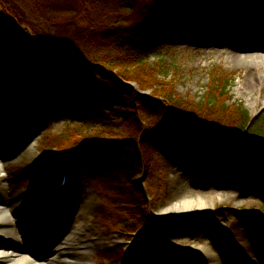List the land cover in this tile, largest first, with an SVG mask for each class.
<instances>
[{
	"label": "trees",
	"instance_id": "1",
	"mask_svg": "<svg viewBox=\"0 0 264 264\" xmlns=\"http://www.w3.org/2000/svg\"><path fill=\"white\" fill-rule=\"evenodd\" d=\"M50 1L0 0V84L13 86V102L24 101L31 111L37 105L71 104L89 107L93 118L116 115L114 124L101 126L105 137L94 134L67 152L54 153L49 161L55 170L82 164L114 180L119 201L126 199L129 211L137 210L128 211L129 221L122 222L120 236L132 240L149 225L126 256V245L113 249L116 259L157 264L165 258L153 232L160 236L183 232L192 224L156 216L153 199L149 203L136 184L152 163L163 167L155 146L205 170L211 165L224 173L236 172L243 184L256 176L264 182V119L228 103L230 98L222 91L198 104L181 99L173 82L152 75L155 64L147 63L151 49L159 45L156 41H167L181 28L192 36L210 34L234 10L238 15L240 7L237 3L223 7L222 0H80L77 7ZM251 2L254 14L264 13V0ZM3 14L11 15L15 23ZM62 54L70 61L101 64L141 91H151L150 97L130 87L117 92L110 81L80 67L67 71ZM159 58L163 59L156 52L154 59Z\"/></svg>",
	"mask_w": 264,
	"mask_h": 264
},
{
	"label": "rangeland",
	"instance_id": "2",
	"mask_svg": "<svg viewBox=\"0 0 264 264\" xmlns=\"http://www.w3.org/2000/svg\"><path fill=\"white\" fill-rule=\"evenodd\" d=\"M52 1L57 6L65 2H69L68 5L71 6H80V0L50 2ZM233 1L241 4L243 1L248 2ZM246 9L244 4L239 14L247 16L246 18H250L252 14L258 16L254 14V9ZM239 14L226 19L223 26L210 34L192 36L190 30L181 28L167 41H156L155 44L159 45L151 49L147 63L155 64L152 75L155 73L162 80L173 82L175 93L181 99H191L198 104L214 94L226 92L230 98L228 103L241 106L251 116L262 120L264 82L260 85L256 81V86L248 84L247 66L228 64L230 50L226 45L264 46V20L250 19L242 27L240 24L243 21L239 19ZM15 27L18 29L20 26L15 24ZM156 52L163 59H154ZM136 87L144 96L150 97L151 91L143 92L137 84ZM14 95L13 86H0V136L3 133L15 135L10 147L0 149L3 165V173L0 172V198L6 196L36 203L38 207H42L47 228L59 226L64 231L63 237H67L76 228L81 229L78 240L91 239L94 244L89 250L84 251L81 246L77 249L74 254L79 255V264H120L113 249L118 250L130 243L129 249L132 244L137 243L140 236L137 234L132 240L120 236L124 229L122 222L129 221V207L125 204L126 199L119 201L118 184L111 178H105L100 170L81 164L67 171L66 185H62L64 172L55 170L49 161L54 153L67 152L84 139L92 140L94 134L100 133L105 137L107 132H99L100 128L102 124L115 123L116 115L106 114L93 118L87 106L76 108L71 104L37 105L32 110V119L28 120L25 102H13ZM24 99L29 100V94ZM28 145L33 146L29 153L17 160V154ZM153 151L163 167L152 163L150 170L143 171L135 179L136 184L141 186L149 203L153 199L157 208L156 216L192 224L183 232L163 236L153 232L159 237V250L169 261L175 259L176 264H209L206 259L195 258L194 254L168 252L163 249L162 244L187 250L203 248L215 254L221 264H239L240 260L245 261L243 253L249 244L260 248L261 243L257 237L264 229L263 181L256 176L242 184L236 172L225 171V174L216 167L205 170L197 162L170 156L160 145L155 146ZM261 156L263 159L264 155ZM217 195H222L224 201L216 202L209 214L180 216L166 213L177 201L216 198ZM2 202L7 204L6 198ZM133 211L136 213L137 210L133 208L129 212ZM31 212L35 214L36 210ZM19 222L20 225L23 220ZM145 230L148 231V228ZM49 232L46 231L47 234ZM29 234L30 237L35 236L33 231H29ZM42 238L46 240L45 236ZM234 245L238 248L237 251H234ZM258 252L262 253L261 250ZM139 264L150 262L144 259Z\"/></svg>",
	"mask_w": 264,
	"mask_h": 264
},
{
	"label": "bare ground",
	"instance_id": "3",
	"mask_svg": "<svg viewBox=\"0 0 264 264\" xmlns=\"http://www.w3.org/2000/svg\"><path fill=\"white\" fill-rule=\"evenodd\" d=\"M228 46V45H226ZM230 56L228 64L233 66H247L249 70L247 82L251 86L258 84L262 85L264 82V46L254 47H239L232 45L228 48ZM243 54V55H240ZM261 70V72L259 71ZM253 102V101H252ZM256 101L254 100L253 103ZM4 143L10 141L9 135H6L3 140ZM3 143V144H4ZM33 146H26L17 156V160L23 155L28 154ZM1 149V147H0ZM2 158L0 157V172H2ZM6 198L7 204L2 202ZM218 199V200H217ZM218 201H224L222 195L213 197H201L186 201H177L173 203L166 213H175L180 216L189 215H206ZM36 210L33 214L31 211ZM31 210V211H29ZM29 211V212H28ZM28 213V214H27ZM23 222L19 225V221ZM28 227V229H27ZM35 231V236L30 237L29 231ZM42 207H38L36 203L27 199L10 198L1 196L0 198V264H79L81 259L79 255L74 254L78 248L89 250L94 242L93 240H78L81 229H74L69 232L67 237H63V229L59 227L51 228L49 238L44 240L42 237L48 231ZM61 231H63L61 233ZM257 240L261 243L260 248L253 247V244L247 246L243 255L246 260H240V264H264V229L258 233ZM44 242V245L43 243ZM164 250L168 252H177L181 255L194 254V257L206 259L209 264H221L218 257L206 251L203 248H195L193 250L179 249L167 244H162ZM258 250L260 252H258ZM32 251L37 260L31 258L30 255H24ZM24 255V257L22 256Z\"/></svg>",
	"mask_w": 264,
	"mask_h": 264
},
{
	"label": "water",
	"instance_id": "4",
	"mask_svg": "<svg viewBox=\"0 0 264 264\" xmlns=\"http://www.w3.org/2000/svg\"><path fill=\"white\" fill-rule=\"evenodd\" d=\"M222 3H225V0H222ZM6 18L9 19L11 23H15L14 18L11 15H5ZM17 29V27H15ZM19 30L23 31L25 30L24 27H18ZM27 34V33H26ZM28 35V34H27ZM50 51V50H49ZM56 52V51H55ZM62 57L64 59L65 65L68 67V70H72L76 67H80L86 71L90 72H96L100 78H102L105 81H110L112 87L115 89V91L120 92L124 87H130L134 89L137 93L140 95H144L142 92H139V90L136 87V84L127 83L123 81L122 79H119L114 72L108 71L103 65L96 64V63H89V62H83L79 59L76 60H68L64 54H62ZM0 86H3L0 84ZM141 188V186H140Z\"/></svg>",
	"mask_w": 264,
	"mask_h": 264
}]
</instances>
